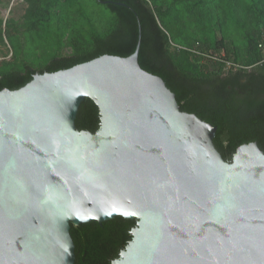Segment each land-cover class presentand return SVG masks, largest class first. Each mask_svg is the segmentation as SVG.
<instances>
[{"label":"water","instance_id":"1","mask_svg":"<svg viewBox=\"0 0 264 264\" xmlns=\"http://www.w3.org/2000/svg\"><path fill=\"white\" fill-rule=\"evenodd\" d=\"M103 55L0 91V264H74L71 225L135 220L111 264H264V153L230 162L164 81ZM96 132L77 130L80 104Z\"/></svg>","mask_w":264,"mask_h":264},{"label":"trees","instance_id":"2","mask_svg":"<svg viewBox=\"0 0 264 264\" xmlns=\"http://www.w3.org/2000/svg\"><path fill=\"white\" fill-rule=\"evenodd\" d=\"M95 1L109 13L108 27L99 28L86 17L81 0H23L25 31L50 26L61 9L74 11L85 26L73 21L80 25L71 34L70 52L53 55L42 69L23 63L0 70V91L17 90L35 74L66 70L103 55L128 57L140 33L139 66L164 81L182 112L216 127L213 144L226 162L243 144L256 143L264 153V0ZM239 11L257 21L246 23ZM17 31L15 23L0 17V44L4 34ZM207 60L215 69H209ZM99 124L98 107L86 98L75 126L94 133ZM134 227L135 220L123 217L71 225L74 264H111L130 242Z\"/></svg>","mask_w":264,"mask_h":264},{"label":"rangeland","instance_id":"3","mask_svg":"<svg viewBox=\"0 0 264 264\" xmlns=\"http://www.w3.org/2000/svg\"><path fill=\"white\" fill-rule=\"evenodd\" d=\"M80 3V8L86 17L96 22L99 28L108 27L110 15L103 5L95 0H81ZM26 8L27 5L23 0L0 1V17L4 21L15 23L18 29L17 33L12 36L3 35V43L0 44V70L10 69L11 66L18 67L23 63L35 70L42 69L53 55L68 54L72 32L81 23L85 26L84 20H80L74 11L61 9L59 16L51 19L50 26L43 25L38 31H25L23 19ZM239 13L248 24L257 21L252 14L246 12L244 14L241 11ZM73 21L80 22V24L77 25ZM69 25L71 26L69 27ZM215 27L217 29V25ZM239 49L242 51L240 47ZM204 63L208 65L209 69H215L212 62L207 60Z\"/></svg>","mask_w":264,"mask_h":264},{"label":"built area","instance_id":"4","mask_svg":"<svg viewBox=\"0 0 264 264\" xmlns=\"http://www.w3.org/2000/svg\"><path fill=\"white\" fill-rule=\"evenodd\" d=\"M229 68H230V64L227 63V65H226V67L224 68V70L226 71V70L229 69Z\"/></svg>","mask_w":264,"mask_h":264}]
</instances>
